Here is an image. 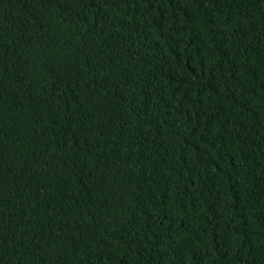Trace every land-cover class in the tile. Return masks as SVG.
Listing matches in <instances>:
<instances>
[{
	"label": "trees",
	"instance_id": "16d2710c",
	"mask_svg": "<svg viewBox=\"0 0 264 264\" xmlns=\"http://www.w3.org/2000/svg\"><path fill=\"white\" fill-rule=\"evenodd\" d=\"M0 264H264V0H0Z\"/></svg>",
	"mask_w": 264,
	"mask_h": 264
}]
</instances>
